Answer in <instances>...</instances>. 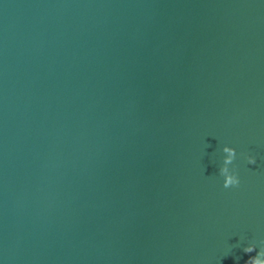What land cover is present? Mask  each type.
<instances>
[{
    "label": "water",
    "instance_id": "95a60500",
    "mask_svg": "<svg viewBox=\"0 0 264 264\" xmlns=\"http://www.w3.org/2000/svg\"><path fill=\"white\" fill-rule=\"evenodd\" d=\"M260 239L262 0H0L3 264H245Z\"/></svg>",
    "mask_w": 264,
    "mask_h": 264
},
{
    "label": "clouds",
    "instance_id": "9594fccd",
    "mask_svg": "<svg viewBox=\"0 0 264 264\" xmlns=\"http://www.w3.org/2000/svg\"><path fill=\"white\" fill-rule=\"evenodd\" d=\"M264 2V0H262ZM220 163L218 166V177L221 179V187L224 189L237 188L240 184L237 169L234 166V161L237 159V151L235 148L222 145L219 148ZM245 163L250 166L256 163V159L248 155L244 157ZM246 247H242V252L246 255L255 252V255H249V259L245 264H264V239L256 242H245ZM3 264V260H0Z\"/></svg>",
    "mask_w": 264,
    "mask_h": 264
}]
</instances>
